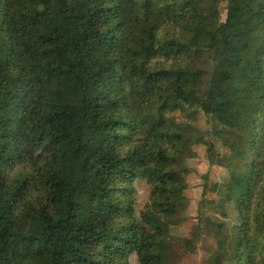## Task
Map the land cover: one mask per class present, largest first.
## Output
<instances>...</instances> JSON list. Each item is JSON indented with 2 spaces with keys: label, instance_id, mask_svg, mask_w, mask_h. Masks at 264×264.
<instances>
[{
  "label": "trees",
  "instance_id": "1",
  "mask_svg": "<svg viewBox=\"0 0 264 264\" xmlns=\"http://www.w3.org/2000/svg\"><path fill=\"white\" fill-rule=\"evenodd\" d=\"M186 107L233 132L208 264H264V0H0V264H169Z\"/></svg>",
  "mask_w": 264,
  "mask_h": 264
},
{
  "label": "rangeland",
  "instance_id": "2",
  "mask_svg": "<svg viewBox=\"0 0 264 264\" xmlns=\"http://www.w3.org/2000/svg\"><path fill=\"white\" fill-rule=\"evenodd\" d=\"M219 11L223 20V3ZM168 115L174 118L177 126L185 128L187 138L179 167V175L185 186V200L174 224L169 227V264H208L210 257L226 239L222 233L217 232V224L221 223L223 229L237 222L234 208L219 202V194L214 191V184L228 176L226 166L221 165L229 161L228 150L222 141L226 137L231 142L233 132L212 116L193 107H186L183 113L176 111ZM205 141L213 145L210 154ZM134 187L138 213L149 200V188L140 180L135 181ZM130 264H137L134 256Z\"/></svg>",
  "mask_w": 264,
  "mask_h": 264
}]
</instances>
